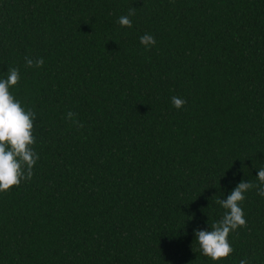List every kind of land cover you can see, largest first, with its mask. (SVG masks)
Segmentation results:
<instances>
[{"label":"trees","instance_id":"obj_1","mask_svg":"<svg viewBox=\"0 0 264 264\" xmlns=\"http://www.w3.org/2000/svg\"><path fill=\"white\" fill-rule=\"evenodd\" d=\"M10 68L40 158L0 192V264H264L255 188L227 258L195 235L264 168V0H0Z\"/></svg>","mask_w":264,"mask_h":264},{"label":"clouds","instance_id":"obj_2","mask_svg":"<svg viewBox=\"0 0 264 264\" xmlns=\"http://www.w3.org/2000/svg\"><path fill=\"white\" fill-rule=\"evenodd\" d=\"M136 13L132 7L128 15L121 16L118 23L122 27H132L131 16ZM140 42L146 48L156 44L155 38L150 34L140 37ZM26 66L29 68H40L44 59H32L25 57ZM20 80L18 68H10L6 79H0V192H8L12 187L19 186L22 180L31 181L34 173L33 168L39 160V154L32 147L35 143L33 135V121L36 113L32 109L25 110L21 102L10 93V87L16 86ZM172 103L178 110L187 101L173 96ZM74 112H68L67 118L75 117ZM78 128H83L79 120H73ZM257 179L259 183L241 181L227 196V199H217L216 203L226 211L223 218L211 224V230H195L196 242L204 256L210 257L213 261L227 258L232 252L228 236L230 232L239 227H246L244 212L240 203L245 199V193L256 189L257 194L264 197V168L259 169ZM240 264H247L242 260Z\"/></svg>","mask_w":264,"mask_h":264}]
</instances>
